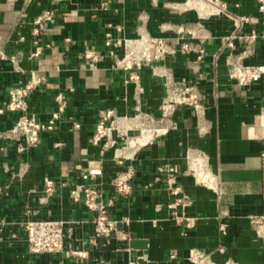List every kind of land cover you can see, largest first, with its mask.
Segmentation results:
<instances>
[{"label":"crops","instance_id":"obj_1","mask_svg":"<svg viewBox=\"0 0 264 264\" xmlns=\"http://www.w3.org/2000/svg\"><path fill=\"white\" fill-rule=\"evenodd\" d=\"M225 1L235 14L252 17L243 31L264 30L258 0ZM100 2L0 0V47L22 52L25 69L19 72L0 61V264H193L192 248L210 253L214 264H264L262 241L248 219L264 214V73L247 86L230 76L225 40L235 28L233 20L213 14L203 0H111L108 8ZM22 8L25 17H20ZM46 8L54 14L41 24L40 40L51 46L30 57L34 19ZM108 32L114 38L146 33L167 39L174 51L153 64L167 68L176 80L196 83L203 94L198 113L189 105L178 107L168 135L126 160L136 170L127 197L117 195L110 184L124 166L112 162L113 149L101 157V144L93 140L99 109L115 108L124 116L139 106L159 114L166 76L155 75L148 64L137 70L138 82L130 79L131 71L117 65L123 48H114V56L105 43ZM200 35L206 36L202 59L181 50L185 38L196 41ZM242 46L236 43L237 53ZM254 47L244 62L264 65V39ZM86 48L102 56L94 65L83 54ZM33 70L44 81L30 97V112L48 120L59 92L67 95L68 107L57 128L22 148L23 139L10 130L19 114L7 109L6 101L9 89L26 81ZM100 158L101 166H91L96 172L92 177L85 170L87 161ZM161 164L175 168L177 181L192 197L186 208L190 221L177 223L170 217L169 174L154 180ZM46 178L55 181L49 192ZM149 182L154 185L146 188ZM88 186L101 190L105 200L114 199V216L129 217V237L106 240L94 235L96 212L84 204L83 187ZM219 217L228 223L226 236L219 232ZM44 218L65 222L58 252L29 248L25 224Z\"/></svg>","mask_w":264,"mask_h":264},{"label":"built area","instance_id":"obj_2","mask_svg":"<svg viewBox=\"0 0 264 264\" xmlns=\"http://www.w3.org/2000/svg\"><path fill=\"white\" fill-rule=\"evenodd\" d=\"M203 1L207 3V7L213 14L225 15L234 22L235 28L225 40V46L229 49L227 60L230 64V76L243 86L259 81L264 73V65L247 64L243 59L253 52L259 38L264 39V30L261 32L256 29H251L249 32L243 31L244 24L250 21L252 17L235 14L230 10L229 4L225 0ZM258 1L261 21L264 23V0ZM110 2L111 0H101V7L108 8ZM53 14V9L46 8L41 10L34 19L33 44L35 49L30 53V57H39L45 48L51 46L50 43H41L40 26L51 18ZM26 15V8H22L20 17H25ZM20 22L21 19H19L18 23ZM205 38V35L198 36L196 41L193 38H185L180 48L185 52H195L197 59H202L205 53ZM8 41L9 39H7ZM71 41V38L65 39L66 43H71ZM238 41L243 43L239 53H237L236 49ZM105 43L111 48L114 56H117L114 48H123V55L117 57V65L127 71H131L130 79L138 82L139 73L137 70L148 64L152 66L155 75L166 76L167 90L162 98L159 114H152L139 106L134 114L124 116L118 115L115 108L101 107L99 109L93 140L96 144H101V157L108 150L113 149L112 162L124 166L122 169L116 170L110 184L117 195L127 197L133 192L136 170L134 165L127 164L126 160L133 157L142 147L159 142L168 135L170 127H173L171 118L178 107L189 105L198 113L203 107V94L196 83L176 80L167 68L153 64L155 61L163 60L170 52L174 51L167 39L146 33H141L135 38H114L108 32ZM83 54L93 65L102 57L92 48L84 49ZM22 57V52H8L4 46L0 47V61L10 62L14 70L19 72L25 71L21 64ZM43 81L44 77L36 70H33L26 81L11 87L8 91L6 107L19 114L10 130L17 139H23L20 146L22 148L34 146L40 141L44 131L57 128L58 121L67 111L68 97L64 92H59L55 97L57 107L48 120L42 121L34 113L30 112V97ZM2 110L0 108V112ZM75 126L79 127V124L75 123ZM93 163H99L101 166L102 159L88 160L86 169L82 164H78L76 167L81 170H87L92 177H95L96 172L91 167ZM163 173L169 174L167 193L170 196L168 202L170 217L177 223L185 219L190 221V218L186 215V208L192 202V197L177 181L173 166L167 164L158 165L155 170L154 180L160 181ZM153 185V182H149L145 187L150 188ZM54 187L55 181L46 178V191L49 192ZM83 191L85 193L84 204L96 212L94 235L106 240L114 237H129V231L126 229L129 224V217H117L112 214L111 209L114 206V199L105 200L103 192L98 188L88 186L83 187ZM72 194L75 197L79 196L76 190H72ZM248 217L251 229L255 232L256 237L262 241L264 248V214L253 213ZM25 228L29 248L32 251L58 252L63 249L65 238L64 221L49 218L28 220ZM218 229L222 236L228 234V223L222 217L218 218ZM74 253L79 252L74 251ZM189 258L193 264H214L210 253L198 248L190 250Z\"/></svg>","mask_w":264,"mask_h":264},{"label":"water","instance_id":"obj_3","mask_svg":"<svg viewBox=\"0 0 264 264\" xmlns=\"http://www.w3.org/2000/svg\"><path fill=\"white\" fill-rule=\"evenodd\" d=\"M95 165H99L98 163H96Z\"/></svg>","mask_w":264,"mask_h":264}]
</instances>
